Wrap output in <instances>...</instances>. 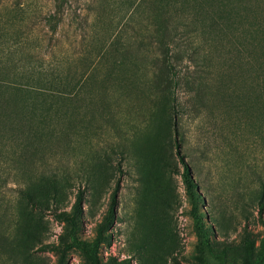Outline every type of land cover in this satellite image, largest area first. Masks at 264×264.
Returning a JSON list of instances; mask_svg holds the SVG:
<instances>
[{
  "label": "rangeland",
  "instance_id": "374dc122",
  "mask_svg": "<svg viewBox=\"0 0 264 264\" xmlns=\"http://www.w3.org/2000/svg\"><path fill=\"white\" fill-rule=\"evenodd\" d=\"M170 1L161 30L152 0H0L15 81L72 87L110 43L132 54L77 95L2 102L0 264H264V0ZM167 58L175 108L150 93Z\"/></svg>",
  "mask_w": 264,
  "mask_h": 264
},
{
  "label": "trees",
  "instance_id": "16d2710c",
  "mask_svg": "<svg viewBox=\"0 0 264 264\" xmlns=\"http://www.w3.org/2000/svg\"><path fill=\"white\" fill-rule=\"evenodd\" d=\"M152 1H153V5L156 7L154 8V11H155V13L153 12L154 15H157L158 18L162 19V22L160 23V26H161L160 29L162 30L164 28H168L169 27L168 21L170 18L169 15L173 13V7H176V6H174V4H171L170 0H166V1L165 0H152ZM110 45H113V44L110 43ZM109 46L105 48L104 50L100 49L98 51V53L96 54L97 58H95V61L83 69L82 73L78 76L79 81H77V83L73 85L72 87L68 85V83L65 80L66 77H63V75L62 76L59 75L54 80H50L49 84L45 88H42L44 86H41V88L36 87V86H28L26 84H23L21 82L11 79L12 70L16 68L15 65L13 66V68L9 67L6 65V63H4L3 60H0V110L4 112L8 110V106L3 105L2 102L9 101V98H7L9 93L15 94L14 98L12 99H16L17 94L24 93L27 91L37 92L39 91V88L42 89V91H45L50 95L62 94L63 96H69V95L79 94V92H81V90L83 89V83L86 82V80L91 74H93L92 72L96 69V67L98 66L99 62L102 59L110 60L111 58H113L112 60H115V62H113L114 64H108L107 74H110V75L113 73L114 68L117 65L128 64V63H125V60L131 59L130 57L132 56V54L130 50L128 49L123 50L121 52V57L119 58L118 56H114L115 52H113L112 47L111 46L109 47ZM115 49H117V47H115ZM124 49H126V47ZM168 57L170 58V53ZM117 61L119 64L116 63ZM153 74H154V77L152 79H149V82H150V85L153 86L152 88H155V90H153V92H150V93L157 94V92L160 90L161 93L171 95V99L173 101L172 107L175 108L177 104V100H178V97L176 96L177 95L176 89H175L176 86H178L177 85L178 80L172 68V64L170 60H168V58L164 59V61H162L161 64H159V67H157V70ZM176 122L177 120L175 119L174 126H176ZM184 178L188 185L189 190L192 191V187H193L192 179L189 174V170L187 166L184 169ZM117 191H118V188L114 190V193L112 196V205L116 201ZM29 197L30 199H32V196L30 194H29ZM82 199H83V194L81 191H79L77 194L76 201H75L76 208H80ZM54 213L57 217L61 219L68 220L69 222L72 221V219L69 218V213L66 210L55 211ZM262 222L264 224V218H262ZM47 246L50 247V249H54V250L59 249V245L57 244H47Z\"/></svg>",
  "mask_w": 264,
  "mask_h": 264
}]
</instances>
